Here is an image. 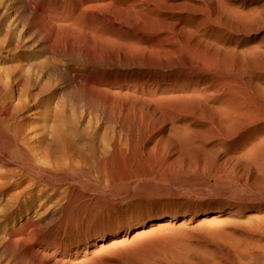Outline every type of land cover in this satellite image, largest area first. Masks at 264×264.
Returning <instances> with one entry per match:
<instances>
[{"label":"bare ground","instance_id":"6f19581e","mask_svg":"<svg viewBox=\"0 0 264 264\" xmlns=\"http://www.w3.org/2000/svg\"><path fill=\"white\" fill-rule=\"evenodd\" d=\"M4 2L0 262L264 264V0Z\"/></svg>","mask_w":264,"mask_h":264},{"label":"rangeland","instance_id":"374dc122","mask_svg":"<svg viewBox=\"0 0 264 264\" xmlns=\"http://www.w3.org/2000/svg\"><path fill=\"white\" fill-rule=\"evenodd\" d=\"M2 1L4 2L5 0L0 1V34H1L0 38H2L0 40L1 41L7 40L10 42L12 41L14 44L20 46V49H18L19 52L15 53L16 57H13L14 56L13 52L10 53L7 51L0 50V67H3L2 68L3 69L2 70L3 71L2 77L6 78V75L9 74L10 67L18 64L16 62L17 60L15 58L19 57V55L26 57L25 61L21 64V68H22L21 73L24 75H30L31 77H36L35 75H37L38 72L41 71L42 68L46 64H48V61L50 63V60H47L48 58L41 56V54H39V52H37L35 49H33V47H31L27 42L26 43L21 42V44L18 43V41L21 39L22 34L20 32V29H18V28L15 29L12 26V21H11V18L9 17L10 13H8L9 11H7L8 9H6V8H8L7 4H6V2L3 3ZM24 43L26 46L24 45ZM0 119L2 120V121H0L1 132H3L4 134L13 135V133H14L13 131L15 130L14 126L16 125L15 122H13L12 120L5 119V118H0ZM3 196L4 197H2V200H0V219H2V220H0V237H1V234L4 232V229L7 228V226L12 224L14 218H16L15 220H17L19 218L18 217V211H17L18 207L15 204V202L18 200L14 198L15 199V200L13 199L14 201L11 200L13 202L12 203L11 201H9L10 200L9 196H5V195H3ZM35 199H36V200H34L35 203L37 205H39L40 204V201H39L40 198L37 196ZM198 199L205 200V198H200V197ZM20 201L22 202L23 198H20ZM4 204L5 205L8 204V205L5 206ZM10 205H12V209L14 208L13 210L10 208L11 207ZM4 207H5V209H4ZM2 208L5 211L3 213H2V211H3ZM6 208L10 212H8L6 210ZM10 213H12V214H10ZM1 214L4 216H2ZM12 216H13V218H12ZM0 242H1V240H0ZM0 263L5 264L4 262L3 263L0 262Z\"/></svg>","mask_w":264,"mask_h":264}]
</instances>
